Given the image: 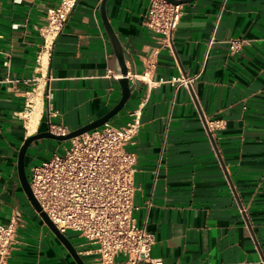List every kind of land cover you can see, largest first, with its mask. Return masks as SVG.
I'll use <instances>...</instances> for the list:
<instances>
[{"label": "crops", "instance_id": "1", "mask_svg": "<svg viewBox=\"0 0 264 264\" xmlns=\"http://www.w3.org/2000/svg\"><path fill=\"white\" fill-rule=\"evenodd\" d=\"M59 2L0 0V224L20 215L9 264H79L31 202L20 148L34 133L68 132L104 116L123 95L102 0L78 1L39 66L41 28ZM149 3L107 0L105 7L135 76L109 121L123 125L142 106L141 130L127 146L137 154L136 223L155 234L151 256L161 264H264V0L184 2L171 42L147 26ZM233 37L250 43L233 53ZM198 73L192 88L160 82ZM70 144L33 141L28 176ZM64 234L85 264H96V244Z\"/></svg>", "mask_w": 264, "mask_h": 264}, {"label": "built area", "instance_id": "2", "mask_svg": "<svg viewBox=\"0 0 264 264\" xmlns=\"http://www.w3.org/2000/svg\"><path fill=\"white\" fill-rule=\"evenodd\" d=\"M78 1L60 0L48 9L46 24L41 28L43 51L37 57L39 66L45 64V55L52 49ZM182 14V3L150 0L146 24L171 42ZM228 42L234 53L250 40L233 37ZM199 76L200 73L182 75L160 82L192 88ZM141 117L139 105L130 111V119L125 124L117 126L107 121L70 139L71 144L63 152H55L31 167L29 184L42 209L61 232H77L97 245L96 264L162 263L151 256L155 234L139 226L134 217L137 154L127 146L135 143L142 127ZM19 221L20 215L15 214L9 223L0 224V264H9L18 242ZM119 255L124 257L123 261L117 260Z\"/></svg>", "mask_w": 264, "mask_h": 264}, {"label": "water", "instance_id": "3", "mask_svg": "<svg viewBox=\"0 0 264 264\" xmlns=\"http://www.w3.org/2000/svg\"><path fill=\"white\" fill-rule=\"evenodd\" d=\"M168 1H171L175 4H177V3H184V2H188V1H192V0H168ZM106 3H107V0H102V2H101V6H100L101 16H102V19L104 22V26H105V28L109 34V37L113 43L115 53H116V56H117V59L119 62V66L117 68V73H120L123 75L121 77V84H122V88H123L122 98L107 114H105L104 116H102V117H100V118H98L92 122H89V123L77 128V129L68 131L66 133H56V132H53L51 129H48V130L40 131V132H37V133L30 135L29 137L26 138V140L23 143V145L21 146L20 152H19V162H18L19 175H20L21 182H22L31 202L33 203L35 208L39 211V213L42 215L43 219L48 224V226L64 242V244L67 246V248L73 254V256L76 258V260L78 261L79 264H85V262L83 261L82 257L79 255L77 249L73 246V244L70 242L68 237L57 228V226L49 218L47 213L42 209L39 201L36 199L35 195L33 194L31 187H30V184H29V176L26 172L25 159H26L28 147L30 146L31 143H33V141L41 139V138H54V139H57L60 141L70 140V139L77 137V136H79L85 132H88L92 129L100 127L101 125H103L105 122L109 121L120 110H122L124 108L125 103H126L128 97L130 95V92H131L130 85H129V78L127 76L128 68H127V65L125 62V51L123 49L121 41L118 38V36L116 35L112 25L110 24V22L108 20V17H107L106 11H105Z\"/></svg>", "mask_w": 264, "mask_h": 264}, {"label": "bare ground", "instance_id": "4", "mask_svg": "<svg viewBox=\"0 0 264 264\" xmlns=\"http://www.w3.org/2000/svg\"><path fill=\"white\" fill-rule=\"evenodd\" d=\"M38 116H39V107L38 105H36L35 110L32 113L31 120L28 123L30 130L35 129Z\"/></svg>", "mask_w": 264, "mask_h": 264}, {"label": "rangeland", "instance_id": "5", "mask_svg": "<svg viewBox=\"0 0 264 264\" xmlns=\"http://www.w3.org/2000/svg\"><path fill=\"white\" fill-rule=\"evenodd\" d=\"M60 152H63V150H61ZM43 155H45V153H43Z\"/></svg>", "mask_w": 264, "mask_h": 264}]
</instances>
